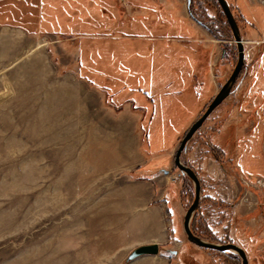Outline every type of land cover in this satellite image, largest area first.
Listing matches in <instances>:
<instances>
[{
  "label": "rangeland",
  "instance_id": "1",
  "mask_svg": "<svg viewBox=\"0 0 264 264\" xmlns=\"http://www.w3.org/2000/svg\"><path fill=\"white\" fill-rule=\"evenodd\" d=\"M190 2L207 44L197 68L176 45L182 61L173 72L141 53L124 76L118 46L41 34L30 21L21 30L16 21L34 20L37 0H0V264H242L238 253L199 247L184 230L195 184L176 152L239 57L217 0ZM227 2L244 65L181 162L201 185L193 233L264 264V0ZM134 34L125 36L128 54ZM153 243L158 255L128 261Z\"/></svg>",
  "mask_w": 264,
  "mask_h": 264
},
{
  "label": "crops",
  "instance_id": "2",
  "mask_svg": "<svg viewBox=\"0 0 264 264\" xmlns=\"http://www.w3.org/2000/svg\"><path fill=\"white\" fill-rule=\"evenodd\" d=\"M129 6L134 9L133 16L127 14ZM33 19L22 17L16 24L21 30L29 31L33 23L32 28L36 25L41 34L93 36L92 41L102 43L104 49L118 46L116 59L123 72L128 64H135L141 53L158 58L160 63H170L167 70L173 72L174 66L182 61L177 56V48L181 46H186L190 53L187 67L192 70L198 66L197 52L201 45H207L197 38L200 30L191 21L189 8L182 0H37V16ZM27 21L31 23L25 24ZM128 32L137 36L135 42L129 41L134 44L129 54L125 39ZM102 35L104 38H100ZM174 39L185 41L175 44Z\"/></svg>",
  "mask_w": 264,
  "mask_h": 264
},
{
  "label": "water",
  "instance_id": "3",
  "mask_svg": "<svg viewBox=\"0 0 264 264\" xmlns=\"http://www.w3.org/2000/svg\"><path fill=\"white\" fill-rule=\"evenodd\" d=\"M191 0H188L190 3ZM218 4L220 5L227 22L230 26V29L233 33L235 38V42L238 48V62L235 67V70L228 80V82L221 88L220 92L214 97L212 102L208 105L204 113L192 124L189 130L186 132L184 138L181 141V144L176 152L175 156V164L176 166L186 174L195 184V199L190 208L188 209L185 218H184V230L186 232L187 238L190 242L194 243L195 245L207 248L218 250L221 252L226 251H233L239 254L242 264H248V258L245 251L235 244H215L208 241L203 240L202 238L195 235L191 229V220L195 211L198 209L199 202H200V195H201V185L196 173L190 168L184 165L181 162V154L185 150L188 142L192 139L194 134L202 127L203 123L207 120V118L212 114V112L219 106L221 103L229 96L232 86L234 85L235 81L237 80L238 75L244 65L245 61V52H244V42L240 35V29L238 23L232 13V10L227 2V0H217ZM160 253L159 244H145L138 246L134 249L130 255L128 256V261H133L141 256L145 255H158ZM176 253V251L174 252Z\"/></svg>",
  "mask_w": 264,
  "mask_h": 264
},
{
  "label": "trees",
  "instance_id": "4",
  "mask_svg": "<svg viewBox=\"0 0 264 264\" xmlns=\"http://www.w3.org/2000/svg\"><path fill=\"white\" fill-rule=\"evenodd\" d=\"M188 8H189V12H190V14H191V16H192V18L193 19H195L196 21H198L200 24H202V21L201 20H199L194 14H193V9H192V7H191V2H190V4H189V6H188ZM207 26V25H206ZM121 73H123L124 74V72H121Z\"/></svg>",
  "mask_w": 264,
  "mask_h": 264
}]
</instances>
